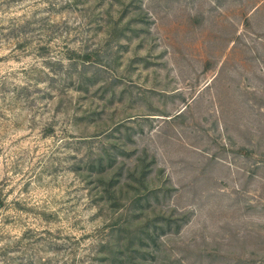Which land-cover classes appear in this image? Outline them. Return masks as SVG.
<instances>
[{"label":"rangeland","instance_id":"rangeland-1","mask_svg":"<svg viewBox=\"0 0 264 264\" xmlns=\"http://www.w3.org/2000/svg\"><path fill=\"white\" fill-rule=\"evenodd\" d=\"M130 237L122 264H264V0H0V264Z\"/></svg>","mask_w":264,"mask_h":264},{"label":"trees","instance_id":"trees-1","mask_svg":"<svg viewBox=\"0 0 264 264\" xmlns=\"http://www.w3.org/2000/svg\"><path fill=\"white\" fill-rule=\"evenodd\" d=\"M96 178L99 180V186H100V189H101L99 196H101L102 198H104V199H102V202L105 203V204H107L108 202H110L109 201L110 200V197H111V195H114V192L115 191H117V192H120L121 191V186L124 184L123 182H121L120 184H117L116 185L117 189H111L112 188L111 187L112 186L111 185V182L108 179H106L105 176H103V173H102L101 170H98L97 171ZM141 178H142V176H141ZM125 183H128V182H125ZM141 183H142V181L139 180L138 181V184L139 185L138 184L137 185H133V186L130 185V187L132 188V194H136L140 189H142L141 186H143V184H141ZM137 200H138L137 197L132 198V201H131V205L130 206L137 207L139 210H141V207L138 205ZM109 205L111 207H115L116 206V201L110 202ZM138 220H136V221L134 220L133 222H135V223L141 222L142 223V221H143L144 224H142V226L145 229V226L147 224V221H144L143 219H142V221H141V219H138ZM144 229H143V232H145ZM137 238H140V235H137ZM133 239H134V237L133 238L130 237V239L127 240V242H126V244L124 246H123V243L122 242H119V243L116 242L115 243L114 250H113L114 252L112 254V261H115L116 264H122V260H124V259H127V260L130 259V257L127 258L126 255L123 256L121 252H122V248H125L127 246L133 245ZM138 242H139L138 243V246H140V244H142V243H141V241H138Z\"/></svg>","mask_w":264,"mask_h":264}]
</instances>
